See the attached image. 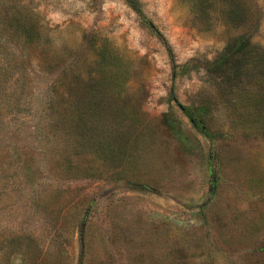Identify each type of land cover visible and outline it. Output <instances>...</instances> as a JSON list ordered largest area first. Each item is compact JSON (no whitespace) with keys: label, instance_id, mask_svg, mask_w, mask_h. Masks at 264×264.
<instances>
[{"label":"rangeland","instance_id":"1","mask_svg":"<svg viewBox=\"0 0 264 264\" xmlns=\"http://www.w3.org/2000/svg\"><path fill=\"white\" fill-rule=\"evenodd\" d=\"M138 2L0 0V264H264V0Z\"/></svg>","mask_w":264,"mask_h":264},{"label":"trees","instance_id":"2","mask_svg":"<svg viewBox=\"0 0 264 264\" xmlns=\"http://www.w3.org/2000/svg\"><path fill=\"white\" fill-rule=\"evenodd\" d=\"M125 2L127 3V5L139 16H142V10H141V7H140V3L138 2V0H125ZM10 14L7 13L6 14V19H4L3 22H9L5 25V28L6 29H9L11 31V33L13 34L14 32H16V29L14 28L15 26V23L14 21L16 20L15 18L13 17H10L9 16ZM14 25V26H13ZM16 27L19 29V30H22L23 32V42L30 46L31 48V51H33L34 48H38V45H40V42H39V39H37L34 35V27L33 26H30V25H27L26 27H23V26H18L16 25ZM244 47H245V44H244V41L239 39L238 41H236L233 45H232V53L234 54H239L241 53L243 50H244ZM27 58L29 59L30 61V58L29 56L27 55ZM187 117L190 119L191 123H195V120L192 118L191 115H187ZM135 187V186H134ZM133 188V187H132ZM135 189V188H133Z\"/></svg>","mask_w":264,"mask_h":264}]
</instances>
